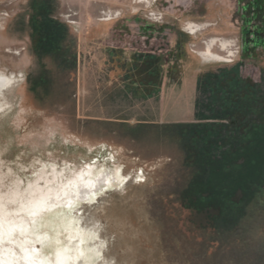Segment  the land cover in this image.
Wrapping results in <instances>:
<instances>
[{"label":"rangeland","instance_id":"374dc122","mask_svg":"<svg viewBox=\"0 0 264 264\" xmlns=\"http://www.w3.org/2000/svg\"><path fill=\"white\" fill-rule=\"evenodd\" d=\"M0 73L1 209L118 170L95 264H264V0H0Z\"/></svg>","mask_w":264,"mask_h":264},{"label":"bare ground","instance_id":"6f19581e","mask_svg":"<svg viewBox=\"0 0 264 264\" xmlns=\"http://www.w3.org/2000/svg\"><path fill=\"white\" fill-rule=\"evenodd\" d=\"M208 54L215 58L210 50ZM9 83L0 73V92ZM122 182L118 170H85L67 182L53 176L45 180V188L32 187L20 210H15L17 215L0 208V264H95L99 251L89 244L90 231L85 232L74 216L66 214L94 204L100 193Z\"/></svg>","mask_w":264,"mask_h":264},{"label":"trees","instance_id":"16d2710c","mask_svg":"<svg viewBox=\"0 0 264 264\" xmlns=\"http://www.w3.org/2000/svg\"><path fill=\"white\" fill-rule=\"evenodd\" d=\"M230 121V124H233V125H235L236 123L235 122H232V120L230 119L229 120ZM227 153H232L233 155L235 154L236 156V158H235V160L237 159V153H238V148H236V147H233V146H229L228 147V149H224L223 151H222V156H225ZM201 196L202 197H208V198H210V194H207V193H202L201 194ZM179 202L181 203V204H185V205H189L190 206V204L191 205H193V206H196L199 202H200V198L198 197V195H197V193H196V195H194V196H189V195H186V196H182L181 198H179Z\"/></svg>","mask_w":264,"mask_h":264}]
</instances>
